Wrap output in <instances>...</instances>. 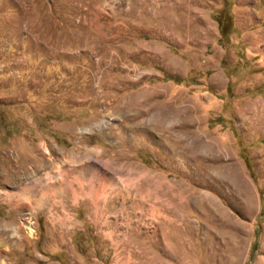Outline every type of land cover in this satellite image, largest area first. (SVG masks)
Segmentation results:
<instances>
[{"label": "rangeland", "instance_id": "rangeland-1", "mask_svg": "<svg viewBox=\"0 0 264 264\" xmlns=\"http://www.w3.org/2000/svg\"><path fill=\"white\" fill-rule=\"evenodd\" d=\"M0 264H264V0H0Z\"/></svg>", "mask_w": 264, "mask_h": 264}, {"label": "bare ground", "instance_id": "bare-ground-1", "mask_svg": "<svg viewBox=\"0 0 264 264\" xmlns=\"http://www.w3.org/2000/svg\"><path fill=\"white\" fill-rule=\"evenodd\" d=\"M178 146V145H177ZM46 152V151H45ZM36 169H40L39 166H36ZM192 193V192H191ZM86 195L90 196L93 201L96 200H103L104 196L101 192L93 190L92 188L89 190L88 193H86ZM217 208V207H216ZM211 212V211H210ZM217 213V212H216ZM167 214V213H166ZM214 215V214H213ZM217 216V215H216ZM219 217V216H218ZM159 222V221H158ZM173 222L171 221V219L169 217H167V215H162V219L160 220V222L158 223V228L160 229V231H163L165 228H169V226H171Z\"/></svg>", "mask_w": 264, "mask_h": 264}, {"label": "trees", "instance_id": "trees-1", "mask_svg": "<svg viewBox=\"0 0 264 264\" xmlns=\"http://www.w3.org/2000/svg\"><path fill=\"white\" fill-rule=\"evenodd\" d=\"M218 24H219V27H220L221 26L220 22H218ZM257 236H258V231H255V241L252 244V249H251V253H250V256H249V261H252L254 251L257 248V240H256Z\"/></svg>", "mask_w": 264, "mask_h": 264}]
</instances>
